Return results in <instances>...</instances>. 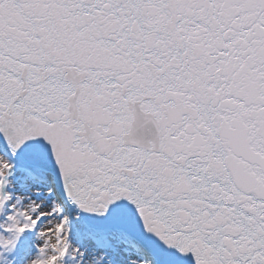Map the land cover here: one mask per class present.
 I'll return each mask as SVG.
<instances>
[{"label":"snow or ice","instance_id":"obj_1","mask_svg":"<svg viewBox=\"0 0 264 264\" xmlns=\"http://www.w3.org/2000/svg\"><path fill=\"white\" fill-rule=\"evenodd\" d=\"M0 264H264V0H0Z\"/></svg>","mask_w":264,"mask_h":264}]
</instances>
